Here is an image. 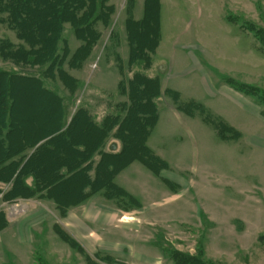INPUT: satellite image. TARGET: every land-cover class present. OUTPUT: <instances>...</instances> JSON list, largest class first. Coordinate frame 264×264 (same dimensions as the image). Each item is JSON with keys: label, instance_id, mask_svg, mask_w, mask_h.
Returning <instances> with one entry per match:
<instances>
[{"label": "rangeland", "instance_id": "rangeland-1", "mask_svg": "<svg viewBox=\"0 0 264 264\" xmlns=\"http://www.w3.org/2000/svg\"><path fill=\"white\" fill-rule=\"evenodd\" d=\"M163 2L162 40L151 57L152 67L145 61L127 65V10L135 9V16L142 17L147 0H109L115 11L107 25L96 24L101 38L91 56L83 68L68 70L77 79L74 94L59 81H48L69 106H87L98 118L128 103L122 82L137 71L147 76L158 73L179 92L175 97L169 91L165 102L160 101V120L150 141L168 168L155 176L158 186L152 200L158 202L153 217L142 221V213L131 212L140 208L138 202L114 194L124 210L117 227L106 230L119 241L109 248L100 241L94 244V234L70 232L61 222L64 216H55L52 202L39 203L46 213L41 206L34 212L32 202L0 199V210L11 227L0 230V264H177L183 254L201 256L209 264H264V0ZM137 35L146 40L145 33ZM64 36L73 51L81 43L68 26ZM0 38L21 44L6 24H0ZM117 55L121 69L114 60ZM0 67L17 69L1 57ZM14 94L15 116L28 137L29 130L40 134L58 128L60 112L54 100L44 97L32 82L17 83ZM186 99H199L221 120L212 121L205 109L189 114ZM53 113L55 124L50 125ZM126 129L135 139L142 131L136 124ZM76 130H89L96 137L83 121ZM116 144L112 142L111 148ZM135 149L128 147L126 154ZM43 155V160H57V155ZM79 177L82 174L64 186ZM64 196L74 199L71 193Z\"/></svg>", "mask_w": 264, "mask_h": 264}, {"label": "trees", "instance_id": "trees-1", "mask_svg": "<svg viewBox=\"0 0 264 264\" xmlns=\"http://www.w3.org/2000/svg\"><path fill=\"white\" fill-rule=\"evenodd\" d=\"M108 1L0 0V24H6L21 42V44L16 45L8 39L0 38V57L5 61H11L17 68L12 70L0 67V198L2 200L10 202L17 197H30L43 193L44 190H47L50 197L54 196L55 188L53 186L63 176L59 174L60 170H54V168L51 172H46L49 166L54 165H50L53 161L43 160V154L56 155V150H53L55 148L54 134L66 125L64 114H67L69 102L48 81L57 80L70 95L74 94L77 88V79L68 70L83 68L91 56L94 46L101 38V32L97 29L96 24L101 21L107 25L115 11L112 4H107ZM159 11V0H147L142 19L135 20L131 16L126 19L125 31L127 32L129 48L127 65L129 67H135L136 64L144 61L146 67L151 66V54L155 52L160 42ZM127 12L130 14V10ZM66 26L69 27L72 35L81 42L74 51L70 39L64 36ZM137 33H145L146 40L140 39ZM114 60L118 68L121 69L122 60L119 55ZM30 69L43 70L39 74L25 72V70ZM20 82H32L44 97L54 100L60 112L57 129L50 133H43V131L40 134L37 131L29 130L28 137L24 128L17 121L14 112L16 103L14 90L17 83ZM122 85V91L127 95L129 102L121 104L118 114H112L110 119L113 128L118 127L115 135L122 139L124 147L122 153L117 156L103 154L99 163L100 168L111 160L120 159L122 155L126 154L128 147L135 145V152L130 150L123 158L115 161L116 165H124V162L127 164L132 160L139 159L152 171L159 173L162 169L167 168V164L146 145V140L156 120L155 103L151 98V89L154 90L157 81L137 71L125 84L122 82ZM185 109L188 113H193L197 109L203 112L201 106L197 104H188ZM50 116L48 123L52 125L56 114L53 113ZM129 124H136L142 130L140 135H136V139L135 135L126 129ZM80 132L90 133L88 131ZM79 133L74 132V137L77 140L80 139L77 138ZM44 139L45 142L40 143ZM48 146L53 148H48ZM32 149L34 151L29 157V150ZM103 159L106 160L101 163ZM31 164L35 166L30 167ZM111 164L113 163L111 162ZM119 169L111 168L110 172L115 173ZM29 175H32L34 179L32 186L25 181V177ZM73 178L74 176L68 178L66 182ZM111 180L112 178H96L91 185L93 189L100 187L111 189L115 187ZM84 181V177H79L77 180L81 185ZM71 184L57 188L59 193L56 194L58 198L56 202L63 215L71 203H80L64 199V194L71 187ZM7 187L9 188L7 189ZM7 224L6 214L0 210V230L7 227ZM176 263L209 264L201 256L188 254L178 256Z\"/></svg>", "mask_w": 264, "mask_h": 264}, {"label": "crops", "instance_id": "crops-1", "mask_svg": "<svg viewBox=\"0 0 264 264\" xmlns=\"http://www.w3.org/2000/svg\"><path fill=\"white\" fill-rule=\"evenodd\" d=\"M163 3H164L163 0H159L160 16L162 13ZM129 16H131L135 20H140L143 18L144 13L142 17L138 18L135 16V9H134V11L133 10L130 11V14L129 12H127V18ZM160 25H162L161 17H160ZM160 31L162 33V26L160 28ZM161 37H160V42L158 44V47L156 48L155 52L151 54L152 58L160 46V43L162 40ZM151 67H152V64H151ZM203 70H204L203 71L204 73H208L207 70H205L204 68ZM145 75L147 76V74ZM147 77H149L150 79H155L157 81V85L156 87H154V90L151 89L152 90L151 98H152V101H154L155 103L156 120L154 122V125L151 128L150 134L148 135V138L146 140V145L158 157L163 159L156 152V150H154V147L152 146V144H150V141L153 136L154 129L159 124L160 101L163 103L165 102L164 100L165 95L169 91H172L175 97H179V92L174 91L173 88L171 89L167 80L162 79V77L158 75V73L154 76L148 75ZM125 83L126 82H124V84ZM58 92L63 96V93L61 91H58ZM198 100L199 99L197 100L196 99H188V100L186 99V105L188 104L189 105H193V104L200 105L202 109H205L209 113L210 117L212 118L211 119L212 121L213 119L214 121L221 120L219 118L220 116L214 114L211 110H207L208 108H206V106L200 100L199 101ZM127 102H129L128 98H127ZM118 109L120 108H117V105H116L114 113L104 114L98 118V116L96 117L95 113L87 106H83V105L73 106V107L69 106L67 107V114L66 113L64 114V119L66 118V125L62 129L57 130L56 133L54 134L55 135V140H54L55 148L53 150H56L57 160H59L58 164L54 165V170L55 169L60 170L59 174L63 176L61 180L56 181V183L54 184L53 186L55 188L54 192H56V194L59 193L57 188L70 183L74 178L82 174V177L85 178L84 183H82L81 185L79 182H77V184H75L74 182L73 184H71V187H70L71 195L74 196V199H72L73 200L72 202H80V203H74V204L71 203L66 208V212L63 215L58 208V204L56 202L58 198L56 194L54 193V196L50 197L47 194V190H44L43 193H39L37 195L30 196V197L29 196L28 197L26 196L17 197L16 199H14V201L22 200V201H26L30 203L32 202L34 204V207L36 208L34 212L38 210L39 206H41L39 205L41 201L52 202V204L55 207V211L57 212V215L55 216L57 218L58 216L59 217L64 216L61 222H65V224L69 225L67 227H69L70 232H77V231L82 230L89 234H94L95 237H93L92 242L94 244H99L97 242L100 241L102 242L101 246H104V247L111 246L110 244H112V242L116 240V238L115 240H112V237L108 236V232H106V230L109 227H113V226L117 227V223H118L117 220L124 210L123 207L117 203L118 200L116 198L113 199L115 195H123V196L128 195L135 202H138V204L140 205V208L133 209V211L131 212L142 213V217H141L142 221L145 220L146 216L150 215V217H153L154 211L157 208L155 205L157 204L158 201L152 200V195H153V192L157 191L156 188L158 186V182H157V177L155 176H160L159 173H155L154 171H152L146 164H144L139 159L132 160L131 162L127 164L124 162L123 163L124 165L117 166L115 161L120 160L118 158V159L111 160L110 162L106 164H103L105 170L104 168H102V166L100 168L99 163L102 159L103 154L117 156L122 153V149L124 147L122 139L117 138L115 135L118 127L116 126L113 128V125L110 119L112 114L113 115L118 114ZM197 110H195L193 113L189 112V114L195 115V112ZM170 111H173L174 114L177 113L176 110H173L171 108H170ZM151 112H152V108H151ZM79 121H83L86 128L93 129V131H95L94 134L96 135L97 139L94 140L93 145L90 146L87 142L82 141V139H78V140L75 139L74 132L77 131L76 127ZM80 131H83V130H80ZM87 134L89 135L90 133H87ZM90 136L95 139V137H93L91 134ZM43 142H45V139L42 140L40 143H43ZM112 142L117 143L116 148H111ZM48 148H53V147L48 146ZM33 151L34 149L29 150V153H28L29 157L33 153ZM105 160L106 159H103L102 160L103 162L101 163H104ZM163 160L166 161L165 159ZM111 162L113 164H111ZM32 165L33 164H31L30 167L35 166V165L33 166ZM111 168H116V169L120 168V169L116 171L115 173H112L110 172ZM73 176L74 178L71 181L66 182L68 178H71ZM96 178L97 179L112 178L111 181L115 185V187H112L111 189H109L108 187H100L97 189H93L91 184L94 182ZM25 181L30 186L34 185V179L32 175L25 177ZM79 186L80 188L79 190H77ZM9 187H7V189ZM77 193H79V196H77ZM167 198H172V196L167 197ZM107 199H111V200H107ZM144 202H149V203H144ZM41 209L42 210L44 209L47 213V210L45 207H42ZM137 218H140V217H137ZM142 218H144V220ZM141 226L142 225L138 227L139 231H142L140 229ZM10 228H11L10 226H7L2 231H6L7 229L10 230ZM27 229L29 230L28 227ZM2 231L0 233H3ZM22 231H24L23 227H22ZM116 241L119 242L118 240ZM20 242L26 243V241L24 240ZM122 246H124V244H122L121 247Z\"/></svg>", "mask_w": 264, "mask_h": 264}, {"label": "bare ground", "instance_id": "bare-ground-1", "mask_svg": "<svg viewBox=\"0 0 264 264\" xmlns=\"http://www.w3.org/2000/svg\"><path fill=\"white\" fill-rule=\"evenodd\" d=\"M77 134V133H76ZM77 138H80V139H82V141H85V142H87L90 146L91 145H93V143H94V138H92L91 136H90V134L88 135L87 133H79L78 135H77ZM90 139V140H89ZM88 140V141H87ZM51 162V161H50ZM58 162H59V160H57L56 162H53V163H50V165H56V164H58ZM120 163V162H119ZM118 164V163H117ZM75 184H77V182H75ZM77 186V185H76ZM67 193H71V191L69 190V191H67L66 192V194Z\"/></svg>", "mask_w": 264, "mask_h": 264}]
</instances>
